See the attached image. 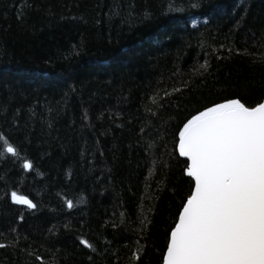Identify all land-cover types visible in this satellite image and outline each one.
<instances>
[{"label":"trees","instance_id":"1","mask_svg":"<svg viewBox=\"0 0 264 264\" xmlns=\"http://www.w3.org/2000/svg\"><path fill=\"white\" fill-rule=\"evenodd\" d=\"M195 2L0 0V132L21 152L0 157V243L20 238L0 264H163L192 184L179 130L264 101V0Z\"/></svg>","mask_w":264,"mask_h":264},{"label":"snow or ice","instance_id":"2","mask_svg":"<svg viewBox=\"0 0 264 264\" xmlns=\"http://www.w3.org/2000/svg\"><path fill=\"white\" fill-rule=\"evenodd\" d=\"M191 6L200 7V0ZM169 10H173L171 5ZM119 14L118 9L110 13ZM145 17L150 13L145 12ZM200 69L207 71L208 62ZM168 95L166 92L165 97ZM151 100L157 107L163 106L155 95ZM0 141V157L21 158L19 148L2 132ZM176 147L179 155L187 158L186 173L192 184L170 230L163 264H264V101L247 106L241 99L231 98L205 107L183 124ZM22 167L31 170L34 165L25 159ZM10 200L29 209L38 207L15 190ZM73 206V201L67 200V207ZM19 239L0 243V249L17 248ZM79 244L96 252L87 239L81 238ZM21 251L40 264H60L55 252L53 259L45 262L30 248ZM140 252L137 249L132 257L137 264Z\"/></svg>","mask_w":264,"mask_h":264},{"label":"water","instance_id":"3","mask_svg":"<svg viewBox=\"0 0 264 264\" xmlns=\"http://www.w3.org/2000/svg\"><path fill=\"white\" fill-rule=\"evenodd\" d=\"M198 114V113H197ZM183 127V126H182ZM182 158H184V159H186L187 160V158L186 157H182ZM187 174V173H186ZM24 206H26V205H24ZM166 254V253H165Z\"/></svg>","mask_w":264,"mask_h":264}]
</instances>
